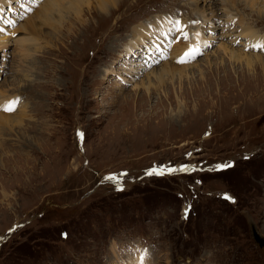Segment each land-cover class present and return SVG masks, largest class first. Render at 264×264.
<instances>
[{
    "label": "rangeland",
    "instance_id": "1",
    "mask_svg": "<svg viewBox=\"0 0 264 264\" xmlns=\"http://www.w3.org/2000/svg\"><path fill=\"white\" fill-rule=\"evenodd\" d=\"M86 1L0 17V105L20 98L0 111V264H264V51L239 31L264 37V6L229 0L237 25L223 0ZM167 18L191 38L156 64ZM120 173L123 191L101 183Z\"/></svg>",
    "mask_w": 264,
    "mask_h": 264
},
{
    "label": "snow or ice",
    "instance_id": "2",
    "mask_svg": "<svg viewBox=\"0 0 264 264\" xmlns=\"http://www.w3.org/2000/svg\"><path fill=\"white\" fill-rule=\"evenodd\" d=\"M33 3H35V0H33ZM29 11H31V9H29ZM167 22L169 25H171V27L168 29V32L160 33V35L163 36L167 40V43L164 45L163 48L158 43L154 47V51L159 54V59L154 61V63L156 64L160 62V59L167 58L163 54L165 48H171L174 43H179L181 40L187 41L191 38L189 32L185 30L188 27V25L183 24L179 19L167 18ZM190 23L196 24V23H199V21H191ZM0 32H4V29H0ZM195 38L197 39V41H199L200 33H196ZM237 43H239V41H237ZM211 46H212L211 44L203 43V47L205 48L211 47ZM248 48L264 51V42H257L255 44L249 45ZM248 48H246V50H248ZM202 54L203 53H202L201 43L190 44L188 49L180 57L177 58L176 62L178 64L190 63L193 60H195L197 56H200ZM19 102H20L19 97L13 100H10L6 102L5 104L0 105V111L12 113L16 110V107L18 106ZM77 138L80 140L81 144L84 143L85 136L83 132L77 131ZM81 150H83V148ZM186 155L190 156L191 153H187ZM244 159L247 160L249 159V157L245 155ZM231 167H234L233 162H225L223 164L213 166L212 170L222 171V170H225ZM189 170H190V166L188 165H181L179 168H174V167L165 166V165H153L150 169H147L145 171V175L146 176L173 175L177 172H188ZM192 170H196V169L193 168ZM200 170H203V169H200ZM126 175L127 173H120L118 175L111 174V175L105 176L102 179L101 183H112L115 185V188L117 191H123V184L121 181ZM197 183H200V181H197ZM222 198L225 199L226 201H230L233 203L235 202L233 198L227 193L223 194ZM188 214H189V210L185 209V213H184L185 219H187ZM13 230L14 229H10V231H13ZM64 235L66 236L67 234L65 233ZM139 253H140L139 256L136 258V264H146V260L148 257V251L146 249L139 250Z\"/></svg>",
    "mask_w": 264,
    "mask_h": 264
},
{
    "label": "bare ground",
    "instance_id": "3",
    "mask_svg": "<svg viewBox=\"0 0 264 264\" xmlns=\"http://www.w3.org/2000/svg\"><path fill=\"white\" fill-rule=\"evenodd\" d=\"M10 1H12V0H0V9H2V10H0V17H2L3 16V13H4V11L6 10V7L9 5V3H10ZM86 0H79V2L80 3H84ZM101 2L102 1H104V0H100ZM244 2H246V6H248L250 9H252V8H254L255 6H258L259 4L261 5H263L264 6V0H243ZM50 2H48L47 3V5L49 4ZM85 4L86 5H88V3H87V1L85 2ZM227 4H230V1L229 0H223V4H221L224 8H226V10H225V13H226V21H229V22H232L233 24H237V25H240L239 23L240 22H235V19H233V17H234V15L233 14H231V13H229V10H228V7H227ZM56 6H58V4H56ZM98 6V8L99 7H101V5H97ZM212 8V7H211ZM228 10V11H227ZM261 11V8L259 7L258 8V12H260ZM214 12L215 11H213L212 9H211V13L212 14H214ZM73 14H75L76 16H79L78 14H79V11L78 10H73ZM183 19V18H182ZM181 19V20H182ZM204 18H201V20L200 21H202ZM237 19V18H236ZM239 31H241V34H243V35H247V38H250L251 40L252 39H254V38H259V39H261V41L260 42H264L263 40H264V37L263 36H259L258 34L257 35H255V32H254V30H252V29H250V28H240V30ZM4 52V51H3ZM233 58H234V60H237V61H244V62H246V66L247 67H250L251 66V64H252V57H250V56H244V55H240V54H236V55H234L233 56ZM136 62H139V63H141V61H136ZM169 70H162L159 74H156V75H154L153 74V76H154V78L159 82V80H160V78H161V76L162 75H166V74H169V72L171 73V71H169ZM149 87V86H148ZM147 88V87H146Z\"/></svg>",
    "mask_w": 264,
    "mask_h": 264
}]
</instances>
